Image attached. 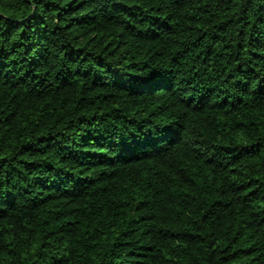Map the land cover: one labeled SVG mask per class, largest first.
Instances as JSON below:
<instances>
[{
  "label": "trees",
  "instance_id": "trees-1",
  "mask_svg": "<svg viewBox=\"0 0 264 264\" xmlns=\"http://www.w3.org/2000/svg\"><path fill=\"white\" fill-rule=\"evenodd\" d=\"M0 264H264V0H0Z\"/></svg>",
  "mask_w": 264,
  "mask_h": 264
}]
</instances>
